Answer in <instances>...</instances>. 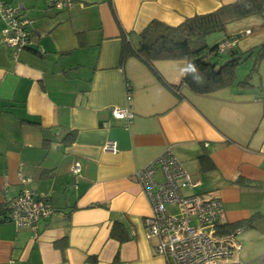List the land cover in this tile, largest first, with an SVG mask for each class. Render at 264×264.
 <instances>
[{
    "label": "crops",
    "instance_id": "obj_1",
    "mask_svg": "<svg viewBox=\"0 0 264 264\" xmlns=\"http://www.w3.org/2000/svg\"><path fill=\"white\" fill-rule=\"evenodd\" d=\"M1 1L33 22L16 56L0 41V206L26 187L56 211L38 221L36 235L1 221L0 264H168L146 237L152 209L132 178L166 149L200 181L193 193L221 199L219 224L255 215L223 264H264L262 61L247 82L235 73L229 86L199 94L181 83L184 60L156 61V72L135 56L121 60V30L135 45L153 19L176 26L236 0H71L62 9L48 0ZM3 27L0 20V38ZM112 107L134 113L127 127ZM107 139L116 153L102 149ZM116 222L123 241L110 234Z\"/></svg>",
    "mask_w": 264,
    "mask_h": 264
},
{
    "label": "built area",
    "instance_id": "obj_2",
    "mask_svg": "<svg viewBox=\"0 0 264 264\" xmlns=\"http://www.w3.org/2000/svg\"><path fill=\"white\" fill-rule=\"evenodd\" d=\"M47 4L61 9L71 6V1L48 0ZM0 20L4 23L0 41L16 56L30 43L33 21L21 16L20 7H13L1 0ZM251 32L248 28L225 38L219 43L218 52L224 53L236 45L238 38ZM129 98L128 90L127 99ZM110 113L114 119L123 120L124 127H127L134 117V113L128 108L112 107ZM102 149L116 153L117 143L107 139ZM70 172L77 175L80 172V164L75 162L71 165ZM158 174L160 179H157ZM132 178L142 187L152 209L150 216L145 220L146 237L154 241V252L166 259L168 264H223L241 249L236 234L242 227L227 234L220 233L217 229L221 199L211 193L201 196L182 192L184 189L198 186L200 181L192 179L171 150L166 149L137 169ZM19 180L21 184H25L28 179L20 175ZM173 204L177 205L178 213L167 211V205ZM55 211L44 196L36 195L24 187L8 202L6 210L0 213V222H14L16 228L32 230L36 235L38 221Z\"/></svg>",
    "mask_w": 264,
    "mask_h": 264
},
{
    "label": "trees",
    "instance_id": "obj_3",
    "mask_svg": "<svg viewBox=\"0 0 264 264\" xmlns=\"http://www.w3.org/2000/svg\"><path fill=\"white\" fill-rule=\"evenodd\" d=\"M254 14L264 15V0H236L222 5L214 11L187 17L176 26L153 19L138 33L135 45L131 44L128 33L121 30L124 41L121 60L127 55L135 56L154 72H156L154 68L156 61L184 60L186 66L181 83L186 84L193 92L210 94L233 83L235 68L241 55L235 46L224 53H219L217 48L221 41L207 46L204 41H201V38L224 30L230 22ZM254 51L257 52V58L251 70L256 67V63L260 60L259 57L264 55V46L253 47L247 52L251 54ZM245 82L247 81L243 80L239 83ZM205 160L204 156H200L202 163ZM5 210L6 207L0 206V213ZM254 216L235 224L218 223L217 229L220 233L225 234L233 232L243 224H251ZM118 229L119 225L116 222L113 224L110 234L119 241H123L125 237L120 236L117 232ZM87 261L94 263L96 259L93 256H88Z\"/></svg>",
    "mask_w": 264,
    "mask_h": 264
},
{
    "label": "rangeland",
    "instance_id": "obj_4",
    "mask_svg": "<svg viewBox=\"0 0 264 264\" xmlns=\"http://www.w3.org/2000/svg\"><path fill=\"white\" fill-rule=\"evenodd\" d=\"M244 28H250L252 30L251 34L245 35L243 37L238 38L235 48L240 52L241 59L239 63L236 65V81L243 80L245 75L248 72L252 73V77H254V71H251L254 61L257 58V52H253L249 54L247 51L249 49H253V47L264 46V15L254 14L250 15L233 22H230L226 25L225 30H219L211 33L210 35L201 38V41H204L207 46H211L225 33H231V35H235L238 31L243 30ZM261 62V72L264 73V55L260 56ZM259 61V62H260ZM199 186V185H198ZM193 188L184 189V194L193 193ZM167 211L170 213H178L177 205H167Z\"/></svg>",
    "mask_w": 264,
    "mask_h": 264
}]
</instances>
